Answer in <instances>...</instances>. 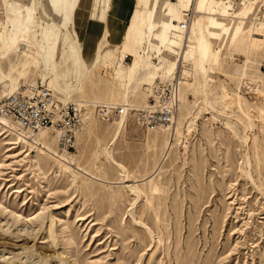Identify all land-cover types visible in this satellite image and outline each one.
<instances>
[{
  "label": "rangeland",
  "instance_id": "obj_1",
  "mask_svg": "<svg viewBox=\"0 0 264 264\" xmlns=\"http://www.w3.org/2000/svg\"><path fill=\"white\" fill-rule=\"evenodd\" d=\"M10 2L26 17L28 10L34 12L36 21L37 8L48 5L47 0ZM221 3L233 7L230 18H242L246 34L232 46L234 54L224 50L216 63H209L213 73L207 89L204 66L188 68L182 76L180 99L191 104L184 110L187 115L189 108L190 115L181 121V138L174 128L179 115L169 129L149 132L142 127L139 115L155 88L148 96L141 83L132 90L129 115L117 137L119 123H103L95 108L122 107V84L99 65L84 73L80 85L79 70L65 51L53 65L42 63L34 41L40 38L34 39L33 32L18 52L3 60L7 79L19 90L36 84L52 87L48 68L57 71L59 88L70 92L71 100L56 88L54 92L78 106L82 116L76 149L70 151L76 160L75 181L51 156L37 157L17 147L7 137L15 134L0 126L6 132H0V264H264V170L254 146L256 138L264 144L259 127L264 93L259 100L251 93L258 82L264 90V0ZM244 7L250 12L240 16ZM81 13H70L68 30L80 37L85 58L91 60L103 26L81 21ZM130 22L131 17L120 25L129 26L128 35ZM111 44L117 43L112 39ZM153 58L158 66L157 55ZM245 58L253 65H244ZM153 71L146 70L144 77ZM158 81L170 84L172 77ZM198 114L195 137L185 152L187 125ZM250 121L253 129L247 126ZM245 137L250 152L243 145ZM43 141L64 151L49 137ZM116 163L129 178L123 180Z\"/></svg>",
  "mask_w": 264,
  "mask_h": 264
},
{
  "label": "bare ground",
  "instance_id": "obj_2",
  "mask_svg": "<svg viewBox=\"0 0 264 264\" xmlns=\"http://www.w3.org/2000/svg\"><path fill=\"white\" fill-rule=\"evenodd\" d=\"M10 1L0 0V84L2 94L11 96L19 90L16 87L12 88L3 70L2 62L11 54L18 52L19 47L22 46L21 43L25 40L28 33L33 32L34 39L40 38V40L35 39L34 41L42 63L48 66L53 65L59 52L65 51L68 61L72 62L79 70L80 85L83 82L84 73L86 72L87 74L92 68H96L99 65L104 66L106 73L122 84V107H125V115L119 123L116 133L117 137L122 133L128 118L129 110L126 108L130 106V96L135 85L143 84L144 91L149 96L152 94L154 88L155 91L153 93H156L158 84H160L159 82L156 84L157 78L164 77L168 79L172 77L173 82L177 71L180 70L183 75H186L189 72L188 68L194 69V67L200 65L204 66L202 68L204 73L203 86L207 89V81L211 73H213L209 63H216L224 50L234 54L235 51L232 52V46H236L238 38L246 34L243 29V23L240 21L242 18H230L229 12L233 10V7H226V3H221V0H177L176 2L172 0H152L151 2H148V0H136L134 24L129 35L127 34V28L110 31V12L113 0H47V6L37 8L40 14V18L37 21L34 18V12L28 10L26 17L23 15L24 12L18 8V5L12 4ZM35 4H37L36 0ZM84 6L89 7L86 10ZM76 9L84 11L85 13H81L80 15L87 17L89 22L99 23L103 26L99 41L95 44L91 60L85 58L84 43L80 40V37L73 36L72 31L68 30L71 19L70 13ZM247 12V9L244 7L241 10L240 16ZM182 27L186 29H182ZM64 30H67V32H64ZM114 35L117 36V41H115L117 44L112 46L111 40L115 37ZM255 35L257 36V34ZM258 36L260 35L258 34ZM251 38L253 39L254 35ZM154 55H157L158 60H160L158 66H155L153 63ZM127 57L131 58L130 63L126 62ZM232 59L236 58L232 57ZM243 62L246 66L251 63L248 58H245ZM205 64L209 68L205 67ZM251 65L253 64L251 63ZM150 69L154 71L147 74V78L144 77L146 70ZM48 70L52 75L49 77L52 87L48 88L53 91L54 97L63 106L72 104L67 102L71 100L70 92H64L59 88L57 71L55 72L50 67ZM183 78L179 79L178 82L179 107L181 108H178V114L174 123V125L177 123L179 115L180 121L178 126L174 127L179 138L182 136L179 130L181 121L183 122V119H186L185 117L190 115L189 108L187 109V115L184 113V110L191 104L187 98L185 100L182 99V102L180 99L182 95L181 80ZM255 84V87L251 89V93L254 98L259 100L264 90L261 89L260 82ZM246 85L249 86L248 83ZM53 88L64 94L67 101L58 98ZM243 104L248 108L245 99L243 100ZM148 107L149 102L142 111H146ZM251 113L253 111L248 108L247 115ZM199 116L200 114L196 115L187 125V134L185 135V139L183 138L185 140L183 145L185 152L189 148L190 139L193 136L195 137V127L197 126ZM259 122V127L264 130V110L260 111ZM0 126L15 134L7 135V137H13L17 147H25L30 154L35 153L37 157L51 156L58 163L57 165L61 170L71 173L74 181L77 179L72 169L76 165L72 152L68 150L56 151L43 141L49 137L55 141L57 149H60L58 146L59 132L55 127L41 130L35 134H26L18 132L15 128H11L10 124L3 119H0ZM247 126L252 129L254 128L251 121L248 122ZM0 132L6 134L5 130L1 127ZM164 133H166V130ZM243 145L249 152L251 151L249 138H244ZM254 146L257 151L258 166H260V171H262L264 170V144L256 138ZM75 149L76 143L74 144ZM115 165L123 169V180L129 178L126 175L127 171L124 166L117 163ZM133 190L139 194L138 189L133 188Z\"/></svg>",
  "mask_w": 264,
  "mask_h": 264
},
{
  "label": "built area",
  "instance_id": "obj_3",
  "mask_svg": "<svg viewBox=\"0 0 264 264\" xmlns=\"http://www.w3.org/2000/svg\"><path fill=\"white\" fill-rule=\"evenodd\" d=\"M182 76L179 70L172 83L161 84L158 81L160 84L149 99V107L140 112V121L146 131L173 127L180 104L178 82ZM95 112L100 121L111 125L120 123L125 115L120 106L99 105ZM81 116L82 110L78 106H63L54 97L53 91L42 84L21 87L20 91L11 96L2 94L0 84V119L7 121L11 128L26 134L55 127L59 132L58 146L61 150H73L75 130Z\"/></svg>",
  "mask_w": 264,
  "mask_h": 264
},
{
  "label": "crops",
  "instance_id": "obj_4",
  "mask_svg": "<svg viewBox=\"0 0 264 264\" xmlns=\"http://www.w3.org/2000/svg\"><path fill=\"white\" fill-rule=\"evenodd\" d=\"M89 7V6H88ZM87 6H84V8L87 10ZM135 14H136V0H113L112 2V9L110 12V31L119 30L120 25H127L129 22V18L131 17V26L134 24V19H135ZM81 21H87V17H81ZM78 26L81 29H85L86 26L83 23H79ZM127 28V31H129V26L125 27ZM120 29L122 26H120ZM112 39L117 41V36L114 35Z\"/></svg>",
  "mask_w": 264,
  "mask_h": 264
}]
</instances>
